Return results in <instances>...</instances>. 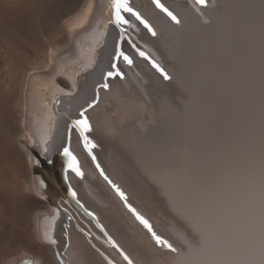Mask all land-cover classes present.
I'll list each match as a JSON object with an SVG mask.
<instances>
[{"label": "bare ground", "instance_id": "1", "mask_svg": "<svg viewBox=\"0 0 264 264\" xmlns=\"http://www.w3.org/2000/svg\"><path fill=\"white\" fill-rule=\"evenodd\" d=\"M152 1L132 0L155 36L132 21L170 79L123 43L133 63L120 62L124 78L98 89L87 117L98 162L175 251L156 243L77 139L86 173L72 179L136 264H264V0H162L180 24ZM107 5L0 0V264H109L72 225L66 248L59 224L52 243L51 195L43 196L60 190L48 170L56 171L69 117L109 68L117 31L101 29ZM75 62L79 70H65ZM60 86L70 93L51 125L47 96Z\"/></svg>", "mask_w": 264, "mask_h": 264}, {"label": "snow or ice", "instance_id": "2", "mask_svg": "<svg viewBox=\"0 0 264 264\" xmlns=\"http://www.w3.org/2000/svg\"><path fill=\"white\" fill-rule=\"evenodd\" d=\"M154 3L156 6L164 12L174 23L180 24V20L177 18L176 15H174L171 11H169L168 8H166L162 3H160V0H154ZM196 3L200 6H206L207 5V0H196ZM124 13H130L132 16H134L137 20H139L150 32H152V35H155L156 33L152 30L151 26L147 24L146 21H144L139 13L135 12L132 7L129 6V0H112V7H111V19L110 22L114 23L117 28H122L123 25L129 24V21L125 18L123 15ZM123 35V33H122ZM140 56H145L143 52L139 53ZM123 58L124 61L127 62V64L131 65L133 63L132 59L128 56L125 55L123 51L117 50L115 53V60H119L120 58ZM153 66L157 68L158 71L164 75L165 79H168L169 77L167 76L166 73L163 72V69L159 67V65L155 64L153 62ZM112 67L116 69L115 72L109 71L107 73V77H115L119 76L121 79L123 78V74L119 71L117 68L116 63H113ZM103 87L106 89L108 87L107 83L103 85ZM89 107H92V105H89ZM81 116L83 117L82 119L76 120L74 122L75 127L79 130L81 137L83 138L84 141V146L86 149H88L89 152H91V149L95 147V144L89 139L85 133L90 132L91 126L89 124V121L86 116H84L83 112L81 113ZM64 154L66 156L71 157L72 161H75V157H72V154L69 152L67 148L64 149ZM94 158V157H93ZM70 167H73V170L76 172L77 175H82L78 167H74L73 164H70ZM99 167V166H98ZM103 174V173H101ZM107 179V177H105ZM115 187V186H114ZM116 192L120 195L122 200H125V203L127 204V200L125 197V194L118 188H115ZM75 195V193H73ZM129 207V210L133 212L137 219L145 226V228L148 229L149 232H152V235L156 241V243L160 246H166L169 248L171 251H175V248L169 244L166 240H163L161 237L157 236L155 232H153L152 227L149 223L148 220H146L143 216H141L139 213L136 212L135 208H132L131 205H127ZM123 255V253H121ZM124 259L128 261V264H132V261L128 258V256L124 255Z\"/></svg>", "mask_w": 264, "mask_h": 264}, {"label": "rangeland", "instance_id": "3", "mask_svg": "<svg viewBox=\"0 0 264 264\" xmlns=\"http://www.w3.org/2000/svg\"><path fill=\"white\" fill-rule=\"evenodd\" d=\"M103 45H104V43H102V45H101V43H99L97 46H96V48H97V51H96V54L98 55V53H99V51L103 48ZM114 49H115V43H114ZM114 49H113V51H112V53H111V58H112V54H113V52H114ZM98 52V53H97ZM110 62H111V59H110ZM90 70V69H89ZM89 70H86V69H83V73H81L80 75H79V77H81V76H83V75H85V74H87L88 72H89ZM35 74H32V76H34ZM91 91L92 92H94V89H93V86H92V89H91ZM94 98V97H93ZM93 98H91V100L93 99ZM60 99V98H59ZM90 100V101H91ZM57 107H60V103L56 106V109H57ZM58 111V112H57ZM60 112V113H59ZM56 113L57 114H63L64 112L63 111H59V110H56ZM57 114H55L56 115V119L58 118V116H57ZM64 139H65V136H64ZM97 149V148H96ZM52 159H54V158H52ZM54 167H57V165H53ZM48 172L49 173H51L52 174V181L56 184V185H59L60 183H59V180L54 176V174H53V172L51 171V170H48ZM35 173H40L39 171H37V172H34V174ZM47 184H48V182H46ZM48 194V193H47ZM49 195V194H48ZM67 244L65 243V248L67 247L66 246ZM63 264V263H62Z\"/></svg>", "mask_w": 264, "mask_h": 264}, {"label": "water", "instance_id": "4", "mask_svg": "<svg viewBox=\"0 0 264 264\" xmlns=\"http://www.w3.org/2000/svg\"><path fill=\"white\" fill-rule=\"evenodd\" d=\"M55 177L58 179V173L56 171H54Z\"/></svg>", "mask_w": 264, "mask_h": 264}]
</instances>
